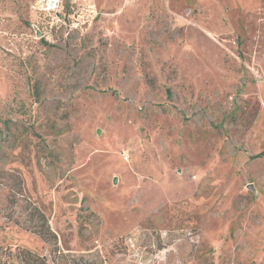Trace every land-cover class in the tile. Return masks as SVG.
I'll list each match as a JSON object with an SVG mask.
<instances>
[{
  "label": "rangeland",
  "instance_id": "obj_1",
  "mask_svg": "<svg viewBox=\"0 0 264 264\" xmlns=\"http://www.w3.org/2000/svg\"><path fill=\"white\" fill-rule=\"evenodd\" d=\"M36 1L0 0V246L264 264V0Z\"/></svg>",
  "mask_w": 264,
  "mask_h": 264
},
{
  "label": "trees",
  "instance_id": "obj_2",
  "mask_svg": "<svg viewBox=\"0 0 264 264\" xmlns=\"http://www.w3.org/2000/svg\"><path fill=\"white\" fill-rule=\"evenodd\" d=\"M39 14L44 18L40 12ZM32 231L44 242L53 246L50 255L28 247L0 246V264H106L104 255L98 249L72 251L61 248L57 234L44 215H41V220L35 224Z\"/></svg>",
  "mask_w": 264,
  "mask_h": 264
},
{
  "label": "built area",
  "instance_id": "obj_3",
  "mask_svg": "<svg viewBox=\"0 0 264 264\" xmlns=\"http://www.w3.org/2000/svg\"><path fill=\"white\" fill-rule=\"evenodd\" d=\"M63 0H37L36 9L44 18L51 23V26L57 28L69 27V29H78V22L68 21L63 12Z\"/></svg>",
  "mask_w": 264,
  "mask_h": 264
},
{
  "label": "water",
  "instance_id": "obj_4",
  "mask_svg": "<svg viewBox=\"0 0 264 264\" xmlns=\"http://www.w3.org/2000/svg\"><path fill=\"white\" fill-rule=\"evenodd\" d=\"M43 34L42 33H38V36H42Z\"/></svg>",
  "mask_w": 264,
  "mask_h": 264
}]
</instances>
